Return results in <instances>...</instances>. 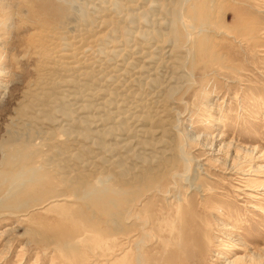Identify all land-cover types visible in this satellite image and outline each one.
Listing matches in <instances>:
<instances>
[{"label":"rangeland","instance_id":"374dc122","mask_svg":"<svg viewBox=\"0 0 264 264\" xmlns=\"http://www.w3.org/2000/svg\"><path fill=\"white\" fill-rule=\"evenodd\" d=\"M102 1L0 0V264H264V0Z\"/></svg>","mask_w":264,"mask_h":264},{"label":"bare ground","instance_id":"6f19581e","mask_svg":"<svg viewBox=\"0 0 264 264\" xmlns=\"http://www.w3.org/2000/svg\"><path fill=\"white\" fill-rule=\"evenodd\" d=\"M87 1V0H86ZM180 2L179 3H181L182 1H185V0H179ZM90 2H92L94 5L95 4H100L101 2H103L102 0H89V3ZM97 2V3H96ZM104 2H106V0H104ZM186 3V2H185ZM100 6V5H99ZM104 6V5H103ZM105 6H107V5H105ZM109 6H110V4H109ZM83 8V7H82ZM98 8V7H97ZM96 8V9H97ZM95 10V9H94ZM99 18V17H98ZM107 23L109 24V21L107 22L106 21V25H107ZM89 24V23H88ZM115 24V23H114ZM107 26H109V25H107ZM68 27H70V26H68ZM72 29H74V27L72 28ZM86 29V28H85ZM84 30V29H83ZM93 30V31H92ZM69 31V30H68ZM80 31H81V29H80ZM92 31V32H91ZM89 33L91 32V33H94V29H91V30H89L88 31ZM65 33H67V32H65ZM64 33V34H65ZM68 33H70V31L68 32ZM86 33V32H85ZM88 33V34H89ZM90 33V34H91ZM73 34V33H72ZM69 35V34H68ZM87 35V34H86ZM94 35V34H93ZM70 36V35H69ZM73 37H78V35H72ZM89 36V35H88ZM94 38V37H93ZM61 39H62V37H61ZM59 40L57 43H56V45L57 44H59V47H57L56 48V50H58L59 52H57V53H60L61 54V52H62V50H64V43H63V40ZM92 39V38H91ZM66 40V39H65ZM76 41V40H75ZM74 41V42H75ZM123 41H125V40H123ZM79 42L80 43H83L84 44V46L83 45H81V44H79ZM92 43L90 44V45H87V41H86V38L85 37H83V40H82V42L80 41V39H79V41H76V43L79 45L76 49L77 50H79V52L78 51H76V49H75V52H78L75 56H73V58H72V56L71 57H69V61H68V64H70V66L72 67V69L76 66L75 65V61L77 60V59H79L81 62H85V61H90V63H91V61H92V63H93V65L91 66V67H93V68H96V70L94 69V71L96 72V71H99L98 69L99 68H102L103 69V74H104V76H106L107 78H110L112 75V77H113V79H114V73H118L117 75H119L120 74V72H122V74L124 75V76H127V78L130 80L131 79V84H133V83H135V80H136V84H139L138 83V80L140 79V74L142 75V73L144 72L143 70H144V66H142V65H138V64H136V63H138V60H136V61H134V60H130V62H128L127 61V63L125 62V60L123 59L121 62H118V63H116V60L117 59H114V62H113V58H106L107 57V55H106V57H105V55H104V57L102 58L101 56H99V55H101V53L103 54V53H105V52H103V51H101L100 50V48L97 46L98 44L96 43V41L95 40H93V41H91ZM84 47V48H83ZM101 47V46H100ZM102 49H103V47H102ZM110 51V50H109ZM74 52V53H75ZM126 52H127V54H128V58H131V59H133V58H137V59H140V60H142L143 61V58L141 57L143 54H142V52L141 51H138V52H140V53H138V54H136V55H134V56H130V51L127 49L126 50ZM110 53V52H109ZM113 53V52H112ZM111 53V54H112ZM116 52L114 51V54H115ZM106 54V53H105ZM71 55V54H70ZM69 56V55H68ZM81 57V58H80ZM181 57V56H180ZM126 59V58H125ZM59 61V60H58ZM134 61V62H133ZM79 62V61H78ZM145 62V61H144ZM66 63L67 62H64V66L65 67H63V69H60V70H62V71H72V69H71V67H69L68 65V67L66 66ZM77 63V62H76ZM80 63V62H79ZM62 64H63V62H62ZM89 64V63H88ZM57 66H59V64L57 65ZM179 66V65H178ZM84 71V70H83ZM83 71H79L77 68H75L74 69V73L76 72H78L77 74H82L83 76H84V73H83ZM85 72V71H84ZM92 72V71H91ZM72 73V72H71ZM101 73H102V71H101ZM99 74V73H98ZM122 74H121V76H122ZM116 75V74H115ZM101 76V75H100ZM120 76V79H122L123 80V76L121 77ZM97 77V76H96ZM111 77V78H112ZM118 78V77H117ZM103 79V78H102ZM105 79V81H106V78H104ZM119 79V80H120ZM117 80V79H116ZM103 82L106 86H110V87H114V81H112V82H110V80L108 81L107 80V82ZM125 81H126V83H127V81L128 80H125V78H124V83L123 82H121V80H120V82L121 83H123V86L124 85H127V84H125ZM134 81V82H133ZM119 82V83H120ZM135 84V85H136ZM120 85V84H119ZM116 86V85H115ZM128 86H130V85H128ZM165 86L166 85H164V88H165ZM118 87V89L120 90L121 88H122V86H117ZM134 85H132V86H130L129 87V91H131L132 92V90H134ZM123 89V88H122ZM121 89V90H122ZM125 89V88H124ZM123 89V90H124ZM97 90V89H96ZM99 91V90H98ZM126 91H127V89H126ZM149 93V92H148ZM60 94V93H59ZM93 94V93H92ZM102 95V94H101ZM68 96V95H67ZM98 96V95H97ZM79 97V96H78ZM97 98V97H96ZM132 98H133V95H132ZM98 99V98H97ZM134 99V98H133ZM132 100V99H131ZM133 101H135V99L133 100ZM133 101H131V102H133ZM58 102V101H57ZM157 102V100H155L154 98L153 99H150V103H156ZM62 103V102H61ZM74 103V102H73ZM116 103V102H115ZM135 104H137L136 103V101L134 102ZM127 104V103H126ZM130 104V103H129ZM75 105V104H74ZM131 105V104H130ZM129 105V106H130ZM134 104H132L131 105V107H129V109L130 110H139V111H141L140 109H137L138 107H136V106H133ZM137 105H140V104H137ZM65 106V105H64ZM77 107H79V106H77ZM126 107V106H125ZM147 107V106H146ZM80 109V108H79ZM163 109H165V108H163ZM76 110H78V109H76ZM162 112V111H161ZM165 113V112H164ZM128 119V118H127ZM137 121H139V120H137ZM138 126H140V124H138ZM142 126V125H141ZM139 128V127H138ZM154 133V132H153ZM147 136V135H146Z\"/></svg>","mask_w":264,"mask_h":264}]
</instances>
